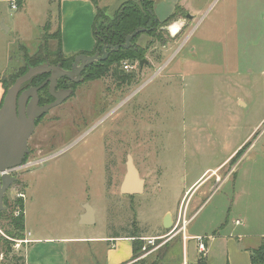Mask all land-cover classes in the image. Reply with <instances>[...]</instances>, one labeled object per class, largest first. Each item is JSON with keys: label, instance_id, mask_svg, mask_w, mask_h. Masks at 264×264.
I'll list each match as a JSON object with an SVG mask.
<instances>
[{"label": "rangeland", "instance_id": "1", "mask_svg": "<svg viewBox=\"0 0 264 264\" xmlns=\"http://www.w3.org/2000/svg\"><path fill=\"white\" fill-rule=\"evenodd\" d=\"M59 1L0 0V56L7 57V64L0 57V77L10 80L26 56L56 49ZM168 1H160V13L171 11ZM182 5L186 9L178 6L175 17L165 19H181L177 34L166 25L155 36L142 33L135 41L143 50L139 58H124L98 78L87 79L84 71L79 82H64L73 95L37 121L31 152L13 173L17 180L5 194L3 211L24 195L36 229L60 227L68 234L83 203L89 204L98 221L77 233H136L142 252L137 249L129 264H184L183 235L221 230L226 219L233 226L234 174L248 158H261L264 144V0H184ZM165 20L160 22L169 23ZM2 24L11 29L3 31ZM129 157L145 180L137 195L120 191ZM199 177L201 184L188 197ZM253 186L254 197H263L262 180ZM203 190L207 193L200 196ZM195 194L205 204L191 218ZM179 208L191 218L184 234L166 236L151 251L144 238L169 234L158 224L166 211L177 222ZM5 218L0 217V264H25L29 244L17 246L19 238ZM175 228L183 229L182 222ZM185 245L187 263L193 264L197 240L189 237ZM94 248L70 244L69 264H91Z\"/></svg>", "mask_w": 264, "mask_h": 264}, {"label": "crops", "instance_id": "2", "mask_svg": "<svg viewBox=\"0 0 264 264\" xmlns=\"http://www.w3.org/2000/svg\"><path fill=\"white\" fill-rule=\"evenodd\" d=\"M125 1L129 0H99V6L105 7L107 14L113 17L117 8ZM160 1L163 0H152L153 10L158 19L165 20L176 11L175 9L178 6L183 7L182 2L184 0H169L168 2L172 4V9L166 13H160ZM59 6L60 13L58 22L61 30L63 52L67 56H77L81 53L89 54L92 52L96 45L93 34V24L97 14V6L93 0H60ZM180 20L181 19L170 21L165 26L167 31H170L173 35L180 32L184 26L183 22ZM2 25L3 27L6 26L4 24ZM10 29L11 27L6 31ZM2 30L5 31V28H2ZM0 57L1 63L3 61L7 64L6 55H1ZM4 96L5 86L3 84V77H0V103L3 101ZM242 144L243 143L237 148L242 147ZM237 148H235V150ZM231 155L232 153L229 156ZM258 155L261 158H248L250 163L244 166L241 173L238 171L234 174L237 186L233 207L238 216L233 219V226L228 227V219H226V223H223L224 227L222 226L221 230L218 228L212 229L211 231L193 230L189 235L186 234V239L191 237V239L195 240L197 236H208L205 240V252H200L197 242V259L193 264L198 263L200 259L204 264H222V261L223 264H253L251 250L259 247L264 241V193L263 197H254V192L258 191L253 186V182L258 178L262 180V185L264 186V144ZM44 159L47 160V158ZM225 161H227V158ZM200 178L201 177L190 186V188L194 187L188 197H190L201 184L202 181H199ZM206 193L207 190H203L200 192V196H204ZM200 196L196 197L195 194L192 197L189 205V208L193 211L191 218H193L205 204V201ZM81 207H83V210L78 213L75 222L69 225L70 229L67 234L65 233L67 230H61L60 227L49 229L50 232H44L45 229H36L32 224L30 211L28 207L25 206V236L30 240L24 255L25 264H69L70 244L82 243L92 244L95 247L91 254V264H129L134 261L136 237L133 235L128 236L123 235V233L79 235L77 233L79 232V227L92 226L98 221L97 212L93 209L95 223L82 224L81 216L85 212L84 203ZM191 218L189 220H191ZM173 221L175 224L174 217ZM158 225L164 227L162 224ZM44 233L47 235H44ZM182 241L184 264H188L185 255L186 245L184 236Z\"/></svg>", "mask_w": 264, "mask_h": 264}, {"label": "water", "instance_id": "3", "mask_svg": "<svg viewBox=\"0 0 264 264\" xmlns=\"http://www.w3.org/2000/svg\"><path fill=\"white\" fill-rule=\"evenodd\" d=\"M4 28L8 29L7 26H4ZM145 30L146 28H136L126 36L124 43L117 45L105 44L101 52L78 54L70 69H65L59 64L53 65L49 63L30 66L7 89L0 106V212L6 208L4 205L5 193L17 180V177L12 172L25 166L24 160L30 152L29 140L35 131L36 121L52 108L63 103L73 93L72 89L58 90V80L67 77L74 82H79L86 67L97 61L106 60L110 52L117 51L120 48L131 47L133 38ZM145 62L147 60L142 59L140 65L143 66ZM41 74H49V76L40 85L31 86L23 90L27 82ZM45 86H48V91L54 100L40 104L39 91ZM144 184L145 180L141 177L131 157H129L127 172L121 183L122 194L143 193ZM81 223H95L94 211L89 204L85 205ZM163 226L167 230L173 229L174 221L170 212L166 214Z\"/></svg>", "mask_w": 264, "mask_h": 264}, {"label": "trees", "instance_id": "4", "mask_svg": "<svg viewBox=\"0 0 264 264\" xmlns=\"http://www.w3.org/2000/svg\"><path fill=\"white\" fill-rule=\"evenodd\" d=\"M97 6V14L93 24V34L96 40L95 49L89 54H94L95 52H101L105 44L117 45L124 43L126 36L132 33L136 28H146L145 31L139 33H146L148 35H157L160 27H163L167 24H162L157 18L154 10L152 0H129L123 2L116 10L113 17H110L107 14L106 8L99 6V0H93ZM178 7L176 8V10ZM182 11V8H179ZM176 12L171 15V19L174 18ZM167 19L164 23L170 22L171 20ZM101 19L102 22H99ZM57 45L56 49L50 51L48 48L44 51L39 50L37 54L33 56H26V64L20 69L17 73L10 77V80L3 78V84L5 86V94L7 89L14 83L17 77L24 74L30 66H36L39 64H53L61 65L65 69H70L74 62L76 55L67 56L62 50V38L60 25L58 24L57 28ZM136 35L132 40V45L129 48H120L117 51L110 52L109 57L104 61H97L89 65L85 72L87 79H94L101 76L103 73L107 72L111 65L119 63L122 59L126 58H139L142 54V48L136 45L135 41L138 37ZM141 61V60H140ZM49 74H41L34 77L31 81L27 82L24 87L38 86L40 85ZM72 82L69 78L63 77L58 81L59 86H63L64 82ZM40 104H45L50 102L53 97L48 92V87L45 86L39 91ZM4 99V98H3ZM3 102V101H2ZM0 103V106L2 105ZM8 203V200H6ZM9 210L1 211L0 217L6 216L5 219L8 221V228L10 233L13 232V235L19 239L25 238V198L24 196H17L11 202H9ZM136 233H133L135 236ZM1 240V239H0ZM2 241V240H1ZM7 244V242H5ZM137 240L135 241V252L134 258L137 254V249L140 248V251L143 247V244H138ZM4 244V245H6ZM142 252V251H141ZM251 259L253 264H264V241L261 245L253 250H251ZM196 264H204L203 261H200Z\"/></svg>", "mask_w": 264, "mask_h": 264}, {"label": "built area", "instance_id": "5", "mask_svg": "<svg viewBox=\"0 0 264 264\" xmlns=\"http://www.w3.org/2000/svg\"><path fill=\"white\" fill-rule=\"evenodd\" d=\"M12 7L13 8H16L17 7L16 3L13 2L12 3ZM129 67H130V65L125 64V68L126 69H129ZM216 180H217V182L218 181H221V177L219 175H217V179ZM219 185L220 184H218L217 186H215L213 188V191H215L219 187ZM21 196H24V195H21ZM189 221L190 220L185 217V211L184 210L183 211L179 210V212H178V221L175 222V225H174L173 229L170 231L169 234L163 235V236L146 237V238H144V240H147L148 244L153 246V249H151V251L152 250H155L156 248L160 247L159 244H156L158 240L164 239L168 235H169L168 236V239H170L173 236H175V234H177L179 232H182V230H183V234H184L185 227L187 226V224L189 223ZM180 222H182V224H183V229H179V231L177 232V231H175L176 230L175 227H177L180 224ZM183 236H184V239H186V235H183ZM207 238H208V236L207 237L206 236H197L196 237V240L198 242V248H199L200 252H205L206 251V243H205V240ZM29 242H30V240L25 236V238L18 240L17 246L19 247L23 243L24 244H28ZM164 242H165V240H164ZM146 249H147V246H144L143 250L146 251Z\"/></svg>", "mask_w": 264, "mask_h": 264}, {"label": "flooded vegetation", "instance_id": "6", "mask_svg": "<svg viewBox=\"0 0 264 264\" xmlns=\"http://www.w3.org/2000/svg\"><path fill=\"white\" fill-rule=\"evenodd\" d=\"M86 68H87V67H86ZM86 68L83 70L82 75H83L84 71L86 70ZM81 80H82V77H81ZM70 81H72V80L70 79ZM72 82L74 83V81H72ZM47 87H48V86H47ZM27 88H29V87H26V88L24 87L23 90H25V89H27ZM57 89H58V90H61V89H72L73 92H74V89H73L71 86H68L66 83H64L63 86H62V85L59 86L58 83H57ZM48 92H49V91H48ZM72 95H73V93H72ZM72 95H71V96H72ZM71 96H70V97H71ZM67 99H68V98H67ZM67 99H66V100H67ZM53 100H54V98H53L51 101H53ZM66 100H65V101H66ZM51 101H50V102H51ZM48 103H49V102H48ZM43 116H44V115H43ZM39 119H40V118H39ZM39 119H38V120H39ZM38 120H37V121H38ZM37 121H36V124H37ZM29 149H30V147H29ZM30 150H31V149H30ZM30 152H31V151H30ZM30 152H29V153H30ZM44 160H45V159H34V160H32V161H30V162L27 163L26 168L33 167V166H35V165H38V164L42 163ZM13 173H14V171L12 172V174H13ZM13 175H14V174H13ZM5 194H6V193H5ZM4 205H5V196H4ZM5 207L7 208L6 205H5ZM163 242H164L163 239H162V240H158V244H159L160 246L163 245Z\"/></svg>", "mask_w": 264, "mask_h": 264}]
</instances>
